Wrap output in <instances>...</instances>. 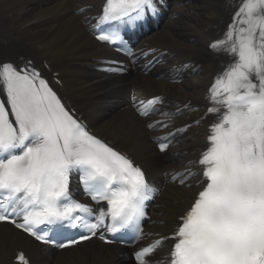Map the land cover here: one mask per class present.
<instances>
[{"label":"snow or ice","instance_id":"obj_1","mask_svg":"<svg viewBox=\"0 0 264 264\" xmlns=\"http://www.w3.org/2000/svg\"><path fill=\"white\" fill-rule=\"evenodd\" d=\"M146 11L155 13L153 0H105L90 27L95 31L112 25L96 38L113 42L120 39L119 24L113 22L141 20ZM210 47L234 59L209 90L212 106L207 111L218 119L210 126L209 146L198 161L205 179L177 220L170 237L175 243L164 264H264V0H242L223 38ZM0 91L6 95L0 100V223L61 249L90 240L101 229H132L143 235L146 202L158 192L145 171L90 132L31 61L23 67L0 64ZM157 103L161 98L142 103L140 114L148 115ZM183 131L186 128L169 133L159 150L166 151ZM74 172L93 201L106 202V210L72 198ZM196 175L186 168L172 180L184 185ZM67 228H82L87 234L66 236ZM168 238L137 251V264H160L152 257ZM16 260L30 264L23 252Z\"/></svg>","mask_w":264,"mask_h":264},{"label":"bare ground","instance_id":"obj_2","mask_svg":"<svg viewBox=\"0 0 264 264\" xmlns=\"http://www.w3.org/2000/svg\"><path fill=\"white\" fill-rule=\"evenodd\" d=\"M241 1L169 0L167 19L139 46L154 50L146 61L162 54V62L148 75L137 69L117 79L94 69L98 59L112 53L93 38L90 27L104 0H0V64L21 67L31 61L47 76L45 65L61 72L63 86L53 83L55 88L92 127L128 150L147 169L153 183L164 185L153 229L168 233L202 187L199 173L182 186L168 183L167 176L186 168L198 169L211 121L205 102L217 75L234 59L210 45L223 38ZM154 96L162 103L153 117L168 125L165 130L158 129L160 124L149 128V118L140 117L133 108L134 103ZM178 108L183 113L174 117ZM176 127L186 128L185 134L161 155L152 139ZM94 243L54 254L11 225L2 224L0 264H16L13 258L18 249L27 251L32 264H130L116 248Z\"/></svg>","mask_w":264,"mask_h":264}]
</instances>
